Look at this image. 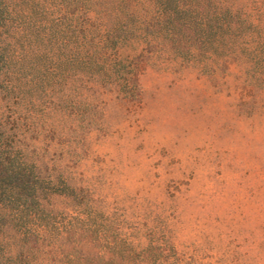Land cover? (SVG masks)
<instances>
[{"label":"rangeland","instance_id":"374dc122","mask_svg":"<svg viewBox=\"0 0 264 264\" xmlns=\"http://www.w3.org/2000/svg\"><path fill=\"white\" fill-rule=\"evenodd\" d=\"M11 2L31 25L63 13L48 0ZM20 49L0 50V143L73 196L39 193L54 248L24 245L7 226L6 254L21 264H62L74 252L141 264L111 256L127 240L164 248L170 261L264 264V84L252 71L234 60L216 73L141 64L134 98L79 90L91 95L81 116L66 109L57 76L48 94L43 51Z\"/></svg>","mask_w":264,"mask_h":264},{"label":"trees","instance_id":"16d2710c","mask_svg":"<svg viewBox=\"0 0 264 264\" xmlns=\"http://www.w3.org/2000/svg\"><path fill=\"white\" fill-rule=\"evenodd\" d=\"M11 1L0 0V50L7 46L42 50L48 65L44 70L48 94L53 95L57 76L64 81L61 100L66 109L73 108L81 116L91 95L79 90L116 88L125 98H134L136 76L146 63L216 73L234 60L252 71L255 84H264V0H48L54 9L56 4L63 7L62 16L46 14L42 22L33 20L32 25L17 18L24 13ZM32 14L30 7L25 13L29 22ZM72 90L77 96L73 102ZM5 146L0 143V233L11 226L24 245L45 244L52 249L48 238L52 216L44 213L39 193L47 190L69 197L71 188L64 181L62 190L56 186L58 180L44 182L24 156ZM42 185L46 186L42 189ZM122 242V246L112 244L109 251L124 262L142 256L141 264H209L182 258L170 261L164 248L147 244L138 249L127 240ZM94 259L89 262L74 252L61 262L108 263L99 256ZM0 264L21 262L0 245Z\"/></svg>","mask_w":264,"mask_h":264}]
</instances>
